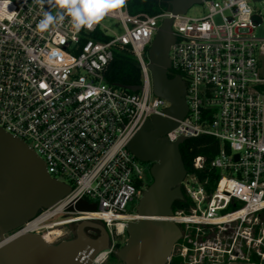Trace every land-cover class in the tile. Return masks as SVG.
I'll return each mask as SVG.
<instances>
[{
	"label": "built area",
	"instance_id": "built-area-1",
	"mask_svg": "<svg viewBox=\"0 0 264 264\" xmlns=\"http://www.w3.org/2000/svg\"><path fill=\"white\" fill-rule=\"evenodd\" d=\"M202 4V17L171 10L151 16L131 15L125 1L91 29L76 30L58 6L0 0V127L33 149L53 179L71 187L18 233L40 234L56 245L66 238L55 229L98 222L110 243L92 264H105L127 224L141 219L129 206L149 183L127 145L148 119L170 118V104L153 94L149 49L162 22L172 18L169 73L186 86L188 112L161 138L173 143L206 135L221 147L211 163L220 173L214 190L208 193L187 174L180 186L193 203L190 211L155 218L174 222L182 233L167 264L252 263L254 254L264 264V225L258 223L264 212V35L256 34L264 29V0ZM46 11L65 18L40 30ZM125 50L142 72L136 92L105 78L115 53ZM204 162L195 158L194 168L203 170ZM78 200L96 210L66 213Z\"/></svg>",
	"mask_w": 264,
	"mask_h": 264
},
{
	"label": "water",
	"instance_id": "water-1",
	"mask_svg": "<svg viewBox=\"0 0 264 264\" xmlns=\"http://www.w3.org/2000/svg\"><path fill=\"white\" fill-rule=\"evenodd\" d=\"M204 1L171 0L170 10L172 15H184ZM172 25V18L162 22L149 49L153 94L170 104L166 110L170 118L148 119L127 145L136 159L151 164L152 182L139 200L137 212L141 219L127 224L128 239L114 253L123 264H167L182 236L174 222L155 220L173 215L175 202L184 199L180 184L188 174L179 149L184 139L172 143L161 138L188 112L182 78L169 76V53L176 40ZM129 89L136 92L140 87ZM70 191L69 185L50 176L47 164L33 149L0 127V264H92L109 248L106 228L93 221L77 223L75 238L56 245L48 244L40 234L18 233L40 210L54 207ZM95 210V204L78 200L66 208V213ZM86 229L97 236L91 237Z\"/></svg>",
	"mask_w": 264,
	"mask_h": 264
},
{
	"label": "trees",
	"instance_id": "trees-1",
	"mask_svg": "<svg viewBox=\"0 0 264 264\" xmlns=\"http://www.w3.org/2000/svg\"><path fill=\"white\" fill-rule=\"evenodd\" d=\"M127 10L131 15L149 14L155 16L170 10L171 0H125ZM170 78L174 77L172 74ZM108 83L123 86L125 88L137 87L142 84V72L137 58L130 51H118L114 60L105 74ZM221 143L216 138L202 135L197 138L185 140L179 147L182 160L188 174H195L201 183H205L208 193H211L217 185L220 173L211 166L212 161L219 153ZM204 157V169L198 171L194 168V160ZM184 199L175 202L173 211L188 213L193 203L182 190ZM264 214V212L262 213ZM118 248H121L119 246ZM114 255V254H113ZM252 263L261 264L260 257L256 254L252 257ZM170 264H179L177 259H172Z\"/></svg>",
	"mask_w": 264,
	"mask_h": 264
},
{
	"label": "clouds",
	"instance_id": "clouds-1",
	"mask_svg": "<svg viewBox=\"0 0 264 264\" xmlns=\"http://www.w3.org/2000/svg\"><path fill=\"white\" fill-rule=\"evenodd\" d=\"M36 2L41 6L47 3L66 10L74 28L80 30L82 27L91 29L93 24L102 20L109 10L123 6L125 0H36ZM64 18L63 13L54 16L50 11H46L38 28L46 30L50 25L62 22Z\"/></svg>",
	"mask_w": 264,
	"mask_h": 264
},
{
	"label": "rangeland",
	"instance_id": "rangeland-1",
	"mask_svg": "<svg viewBox=\"0 0 264 264\" xmlns=\"http://www.w3.org/2000/svg\"><path fill=\"white\" fill-rule=\"evenodd\" d=\"M206 13L207 12L205 10L204 5L203 4H199V5L193 6L188 11L187 15L190 16V17H202ZM216 21L219 22L220 20L216 19ZM104 23L107 26H109V27H113L115 25V21H112V20H105ZM120 33H122V29H120ZM256 34L257 35H264V29H260V30L256 31ZM147 59H148V57H147ZM262 63H263V68H264V59L262 60ZM263 72H264V69H263ZM142 166H143V169L145 171L146 184L149 183V185H150L151 182H152V178H151V175H150L151 164L142 163ZM138 204H139V201H137L134 204L130 205L129 206V210L130 211H133L134 209L136 210L138 208ZM65 217L66 216L63 215V216L58 217L57 219L61 220V219L65 218ZM258 223L259 224L261 223V224L264 225V214H262L259 217ZM55 230H58L59 232H62V235H65L66 240L74 239L75 235H76V225L75 224L74 225H70V226H64L62 228H57ZM86 232H87L88 235H92L93 232H95V231L90 230V229H86ZM127 239H128V233L126 232V234L123 237H121V239H119V241H118L119 246L123 247L125 245ZM105 264H123V263L115 255H111L109 257V259L105 262Z\"/></svg>",
	"mask_w": 264,
	"mask_h": 264
},
{
	"label": "flooded vegetation",
	"instance_id": "flooded-vegetation-1",
	"mask_svg": "<svg viewBox=\"0 0 264 264\" xmlns=\"http://www.w3.org/2000/svg\"><path fill=\"white\" fill-rule=\"evenodd\" d=\"M91 237H96L97 236V233L96 232H93L92 235H90Z\"/></svg>",
	"mask_w": 264,
	"mask_h": 264
}]
</instances>
